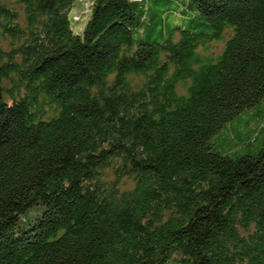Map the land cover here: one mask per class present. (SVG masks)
Masks as SVG:
<instances>
[{
  "label": "trees",
  "instance_id": "16d2710c",
  "mask_svg": "<svg viewBox=\"0 0 264 264\" xmlns=\"http://www.w3.org/2000/svg\"><path fill=\"white\" fill-rule=\"evenodd\" d=\"M77 1L0 0V264H264V0Z\"/></svg>",
  "mask_w": 264,
  "mask_h": 264
},
{
  "label": "rangeland",
  "instance_id": "374dc122",
  "mask_svg": "<svg viewBox=\"0 0 264 264\" xmlns=\"http://www.w3.org/2000/svg\"><path fill=\"white\" fill-rule=\"evenodd\" d=\"M87 1L89 2V0H78L77 3H74L73 7L69 11V18H72V16H74V15H76L77 17H80V14H81L80 9L83 8V7H81V4H84V2H87ZM169 20H170L169 25L167 24V26H169L170 29H172L173 26H181L185 29L191 28L192 30L196 31V28H192V26L189 25L190 24L189 21H187V20H181L180 19V20H178V22H175V20L173 18L169 19ZM70 26H71V30L74 34H80L81 30H83L84 22H83V20H80L78 22H71ZM165 30L167 32V27H165ZM263 107H264V105L262 104L261 107L256 108L252 111H249L250 113H244V114L239 115L234 121L229 123L228 126L224 130L226 131V129H229L231 132L235 133L236 138L238 136H241L244 140H247L248 138H250V140H252V141H254L255 139H257V141H258L257 132H249L246 129L245 130L244 129L239 130V129L243 128V126L248 124V123L252 124L251 126H253V124L255 123L254 119L257 116L256 113L258 112L257 110H261V109H263ZM252 115H255V117H252ZM219 136L220 135L218 134L217 138L215 139L216 140L215 146L218 147L219 149L220 148L229 149L228 146H223L222 144H218L220 141ZM255 143H257V142H255ZM172 264H176V263L172 262Z\"/></svg>",
  "mask_w": 264,
  "mask_h": 264
}]
</instances>
